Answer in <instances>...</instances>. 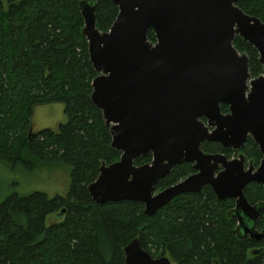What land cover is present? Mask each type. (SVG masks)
<instances>
[{"label":"trees","instance_id":"obj_1","mask_svg":"<svg viewBox=\"0 0 264 264\" xmlns=\"http://www.w3.org/2000/svg\"><path fill=\"white\" fill-rule=\"evenodd\" d=\"M80 1L0 0V161L27 169L63 162L70 168L66 194L13 193L0 203V264H125L124 247L136 237L153 257L166 255L174 264H264V246L258 254L247 252L263 242L235 234L234 200L218 201L210 187L179 194L153 215L145 214L138 201L92 200L88 185L101 164L118 160L121 152L111 146L109 127L91 100V81L98 73L81 32ZM85 1L94 5L98 30L108 31L118 6L112 0ZM236 4L264 22V0ZM147 37L155 42L151 29ZM233 45L247 55L251 77L260 75L256 48L239 35ZM54 102L63 105L65 121L28 135L34 108ZM221 110L226 112L227 105ZM201 145L205 151L234 152L218 142ZM241 150L254 164L261 157L250 137ZM150 161L148 154L134 163ZM190 171V163L174 165L155 190ZM244 194L251 204L264 203L262 184H249ZM263 227L264 214L256 223L257 229Z\"/></svg>","mask_w":264,"mask_h":264},{"label":"water","instance_id":"obj_2","mask_svg":"<svg viewBox=\"0 0 264 264\" xmlns=\"http://www.w3.org/2000/svg\"><path fill=\"white\" fill-rule=\"evenodd\" d=\"M112 1L118 13L104 32L96 27L94 5L80 1L81 32L98 73L91 100L109 127L111 146L121 152L118 160L102 163L88 185L92 200L138 201L153 215L177 195L209 184L218 200L235 199L236 230L261 239L264 227L258 230L256 222L264 203L248 202L244 188L252 181L264 184V22L236 0ZM150 29L155 42L147 37ZM236 35L256 48L260 75L251 77L247 55L233 45ZM248 136L262 153L255 171L244 169L242 155L227 160L200 148L210 140L238 149ZM148 154L150 162L134 163ZM193 160L197 173L155 190L174 165ZM124 253L125 264H172L166 255L153 257L138 237Z\"/></svg>","mask_w":264,"mask_h":264},{"label":"rangeland","instance_id":"obj_3","mask_svg":"<svg viewBox=\"0 0 264 264\" xmlns=\"http://www.w3.org/2000/svg\"><path fill=\"white\" fill-rule=\"evenodd\" d=\"M40 108L46 110L47 119L39 116L36 119L33 118L32 131L49 128L60 115L62 116L61 122L65 121L61 103L54 102L37 105L34 108L37 115ZM56 126L50 128H55ZM69 172V165L63 162L43 163L34 169H27L20 163L10 165L0 161V203L13 193L27 195L34 191H42L49 197L64 195L70 185ZM53 217V214L49 215L46 218V224H49ZM60 217L58 216V218Z\"/></svg>","mask_w":264,"mask_h":264},{"label":"flooded vegetation","instance_id":"obj_4","mask_svg":"<svg viewBox=\"0 0 264 264\" xmlns=\"http://www.w3.org/2000/svg\"><path fill=\"white\" fill-rule=\"evenodd\" d=\"M220 107H221V105H220ZM222 111V110H221ZM228 112V106H227V111L226 112H222V113H227ZM204 120V119H203ZM205 121V120H204ZM209 129H211V127H209ZM248 137H250V136H248ZM248 137L246 138V140H245V142L238 148V149H233L232 147H229V146H227V147H225V146H223L220 142H218V141H211V142H218L223 148H231L234 152H236V153H232L230 156H229V154L228 153H223V152H220V151H213V152H210V151H205V150H203L202 149V143L204 142V141H210V140H203V141H201V143H200V148H201V150H202V152H204V153H206V154H222V155H224L225 157H226V159L227 160H232V159H236V158H238L239 159V155H242L243 156V167H244V169H248L249 168V166H252V168H253V170L252 171H255L256 169H257V167L259 166V164H260V160H261V158H262V153H261V151H260V148H259V145L255 142V140L252 138V137H250L252 140H253V142L257 145V147H258V150L260 151V154H261V157L259 158V161L256 163V164H254V161H253V159L252 160H250L247 156H246V154L243 152L242 153V148H243V146H244V144L246 143V141H247V139H248ZM241 150V152H239ZM183 162H186V161H183ZM182 163V162H181ZM187 163H190V165H191V171H190V173L187 175V176H190V175H192V174H195V173H197L198 172V170L197 169H195L194 168V164H195V160H193V161H188ZM222 170V167L219 165L216 169H214V175H216L219 171H221ZM187 176H185V177H187ZM184 177V178H185ZM183 179V178H182ZM181 180V179H180ZM251 183H255V184H262V183H258V182H255V181H252V182H250V183H248L246 186H245V188L249 185V184H251ZM262 185H264V184H262ZM206 187H210L211 189H212V187L209 185V184H205V185H203L202 187H201V189L199 190V191H197V192H189V193H199V192H201L204 188H206ZM244 188V189H245ZM212 191H213V189H212ZM185 193H188V192H185ZM213 193H214V191H213ZM183 194V193H182ZM214 195H215V197H216V199L218 200V198H217V196H216V194L214 193ZM225 199H227V198H225ZM229 199H233V198H229ZM224 200V199H223ZM234 200V206H235V199H233ZM218 201H221V200H218ZM249 202V201H248ZM235 216V215H234ZM235 218H236V226H237V224H238V217L237 216H235ZM258 221V220H257ZM257 223V222H256ZM236 226H235V234H236V236L239 238V239H250V240H252V242L254 243V244H257V243H262L263 242V245H259V246H257V245H254V246H251L248 250H247V252L249 253V254H251V255H253V254H258L259 253V251H261L262 249H263V246H264V237H262L261 239H252L250 236H249V234L248 233H244L243 231H242V229H240V230H236ZM258 230H261V229H258ZM172 264H174V262L172 261Z\"/></svg>","mask_w":264,"mask_h":264},{"label":"crops","instance_id":"obj_5","mask_svg":"<svg viewBox=\"0 0 264 264\" xmlns=\"http://www.w3.org/2000/svg\"><path fill=\"white\" fill-rule=\"evenodd\" d=\"M58 107H60V106H58ZM46 110L45 109H39V111H38V115L36 114V112H35V110H34V112H33V116H32V120H33V118H35L36 119V117L37 116H39L40 118H44V119H47V116H46ZM62 121V116L60 115L53 123H52V125H50V127H54V126H56V124H58V123H60Z\"/></svg>","mask_w":264,"mask_h":264}]
</instances>
